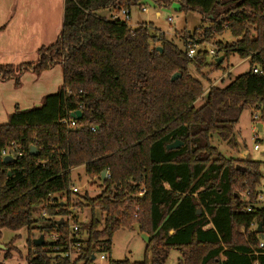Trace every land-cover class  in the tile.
Masks as SVG:
<instances>
[{"label": "trees", "instance_id": "trees-1", "mask_svg": "<svg viewBox=\"0 0 264 264\" xmlns=\"http://www.w3.org/2000/svg\"><path fill=\"white\" fill-rule=\"evenodd\" d=\"M147 2L158 9L178 4L186 15L198 13L201 26L179 48L151 25L132 29L101 15ZM225 32L233 43L188 57L190 41L204 46ZM233 55L248 60L249 71L226 87L213 86L211 74L226 72ZM56 66L63 70L60 90L39 107H16L0 125V239L5 230H27V264H95L98 254L111 256L118 231L137 227L149 236L145 254L152 264H168L171 250L181 254L177 264H264L257 232L261 226L264 235L261 164L227 159L213 145L217 136L240 150L235 130L246 110L264 121V0H65L56 42L42 47L36 62L0 64V81L15 80L19 88L24 73L39 76ZM205 69L210 73L203 75ZM76 112L82 119L71 127ZM176 141L183 146L168 151ZM3 150L15 163L4 164ZM82 167L102 183L93 199L72 191L71 173ZM85 210L91 218L81 223ZM70 215L78 236H86L74 262L56 256L61 243L47 241L54 233L69 236ZM40 237L45 244L37 247ZM16 239L6 245L5 260Z\"/></svg>", "mask_w": 264, "mask_h": 264}, {"label": "rangeland", "instance_id": "rangeland-1", "mask_svg": "<svg viewBox=\"0 0 264 264\" xmlns=\"http://www.w3.org/2000/svg\"><path fill=\"white\" fill-rule=\"evenodd\" d=\"M59 1V2H58ZM55 5L57 6L53 14V19L55 22L62 20V0H55ZM146 11H143L142 8L134 7L131 10V20L127 22L128 26L132 29L138 27V24H147L151 25L154 30L159 33L166 35L167 39L172 40L179 48H183V37L186 34H189L201 26V16L198 13H189L184 14L179 11V5L174 4L169 8H156L151 2H147L144 6ZM157 12L160 13V16H157ZM104 13V12H103ZM105 12L101 14L106 16L107 19L110 18V14ZM169 19H172V22H169ZM234 42V39L229 32H225L222 35L216 36L213 41L205 44L199 49L207 50L210 52L212 49L215 50L216 43L231 44ZM213 60V58H212ZM223 68L226 72L218 71L213 72L210 76L213 86L220 88L226 87L233 80L239 76L245 74L249 71L250 63L248 60H242L237 55L231 56L223 65ZM211 69H205L202 74H209ZM193 76L197 79H202L201 75L193 72ZM211 85L205 82V92L209 91ZM260 115L259 112L254 110H246L242 114L239 124L235 130V138L240 147V150L231 148L228 144L220 140L217 136L213 138V145L216 147L223 157L227 159H237L239 161L249 160L261 164V182L257 188V191L260 193L258 196L262 197L264 202V121L256 122L255 116ZM0 125H2L0 123ZM261 126V131L258 129V126ZM256 134H255V133ZM255 135L259 139L258 142L254 140ZM258 145L259 150L255 151L254 147ZM243 153L247 156H243ZM72 181L74 182L73 187L79 188V193L82 195L87 194L92 199L100 195L102 184L98 179L91 181L85 172V168H78L72 171L71 173ZM76 194V193H75ZM246 198V196L244 195ZM39 211L35 217H39ZM96 218H101V213L99 210L95 212ZM91 213L88 210H85L79 216V222L86 223L90 220ZM256 226H253L252 229H255ZM241 233H245V230L242 229ZM259 235V234H258ZM35 238H38L39 234H34ZM15 237L13 246L14 250L11 252V257L8 260H5V251H0V264H27L28 256V247L27 239L28 234L27 230H21L17 233H14L9 230H5L1 236L0 242L3 245H8ZM149 236L147 234L141 233L137 227L133 230H121L118 231L113 238L112 253L111 256L107 257L106 261L100 260V254L96 256L95 264H109V260L113 261H124L129 260L132 264H152V258L149 255L146 258L145 249ZM181 254L177 250L170 251V259L168 264H177Z\"/></svg>", "mask_w": 264, "mask_h": 264}, {"label": "crops", "instance_id": "crops-1", "mask_svg": "<svg viewBox=\"0 0 264 264\" xmlns=\"http://www.w3.org/2000/svg\"><path fill=\"white\" fill-rule=\"evenodd\" d=\"M64 1L62 0V20L55 22V0H0V28L5 27L0 32V64L36 62L38 51L54 44L62 31ZM157 16H160L159 12ZM20 82L21 86L17 88L15 80L0 81L2 125L8 123L9 116L15 112L16 107L21 110L39 107L45 97L57 93L63 84V70L61 66H56L39 76L27 72ZM243 156H246L245 153Z\"/></svg>", "mask_w": 264, "mask_h": 264}, {"label": "built area", "instance_id": "built-area-1", "mask_svg": "<svg viewBox=\"0 0 264 264\" xmlns=\"http://www.w3.org/2000/svg\"><path fill=\"white\" fill-rule=\"evenodd\" d=\"M142 9H143V11H146L145 7H143ZM110 18L113 21L121 20V21L129 22L131 20V11L130 10H121L119 14H117V13L111 14ZM169 22L171 23L172 19H169ZM201 47L199 45H197V44H192V42L190 41L188 43V46H187L188 57L190 59H195L197 57L198 51H199V49ZM209 53L211 55H214L215 54V50L212 49ZM254 73L262 74V71L259 68H255L254 69ZM258 119H259V116L256 115L255 116V121L257 122ZM75 122H76V120H74L72 118L71 127H75V125H76ZM62 123L64 125H69L68 121H63ZM91 130L94 131L95 129L92 128ZM254 140L256 142L259 141V139L257 138V135H255ZM254 150L255 151L259 150V146L256 145L254 147ZM2 156L3 157H7V156L13 157V155H11L9 150H3L2 151ZM72 191H73L74 194L75 193L77 194V193H79V188L72 187ZM258 201L263 203L262 202L263 201L262 197H259ZM250 211H251V209H248V212H250ZM64 221L70 223V231H71V233L69 234V236L66 237V236H61L59 234H55L54 233L48 238L47 241L50 244L61 243L62 245L60 247L56 248V251L59 252L58 255H56V256H59L61 258L68 259L71 262H74L75 260L80 258V254H79L80 252L79 251L84 246L83 242L86 239V236L82 237V238H80L78 236V232H79L80 228H79V225L77 224L78 221L74 220V216L73 215H70V216L66 217ZM260 247L264 248V243L263 242H261ZM93 260L95 261L96 258H94ZM100 260L101 261H106L107 260V255L106 254H100Z\"/></svg>", "mask_w": 264, "mask_h": 264}, {"label": "water", "instance_id": "water-1", "mask_svg": "<svg viewBox=\"0 0 264 264\" xmlns=\"http://www.w3.org/2000/svg\"><path fill=\"white\" fill-rule=\"evenodd\" d=\"M159 51H161V49L159 48ZM224 61V58L221 57L219 60H217V63L218 64H221L222 62ZM178 78H180V75L179 74H176L172 77V82L176 81ZM72 118L76 121H80L82 119V113L81 112H76L75 114L72 115ZM258 129L261 131V126L259 125L258 126ZM183 144L182 142H179V141H176L174 143H172L171 145L167 146V150L168 151H171V150H177L179 149L180 147H182ZM31 154L32 155H37L38 152H37V149L36 148H32L31 149ZM247 156V155H246ZM15 159L13 157H10V156H7V157H4L3 159V162L4 164L8 165V164H12V163H15ZM10 175V174H9ZM106 176V173L104 172L102 174V177L104 178ZM61 223H63V220L61 221ZM258 234L259 235H262V240H264V235H263V232L261 230V226L258 227ZM34 244L38 247V246H43L45 244V239L44 237H40V239H37L34 241ZM6 246L3 245L1 242H0V251H6Z\"/></svg>", "mask_w": 264, "mask_h": 264}]
</instances>
